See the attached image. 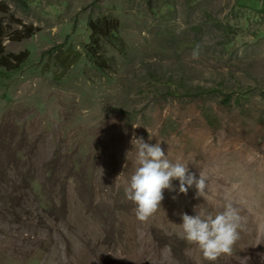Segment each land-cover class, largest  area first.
<instances>
[{
  "label": "rangeland",
  "instance_id": "rangeland-1",
  "mask_svg": "<svg viewBox=\"0 0 264 264\" xmlns=\"http://www.w3.org/2000/svg\"><path fill=\"white\" fill-rule=\"evenodd\" d=\"M0 70V264H209L181 216L228 201L212 264H264V0H0ZM134 136L206 195L174 179L140 222Z\"/></svg>",
  "mask_w": 264,
  "mask_h": 264
},
{
  "label": "clouds",
  "instance_id": "clouds-1",
  "mask_svg": "<svg viewBox=\"0 0 264 264\" xmlns=\"http://www.w3.org/2000/svg\"><path fill=\"white\" fill-rule=\"evenodd\" d=\"M198 57L194 51L193 58ZM138 127V126H133ZM132 143L137 149V164L134 174L125 190L126 198L136 205V218L146 222L160 210L165 189L174 190L172 180L179 181V192L186 194L193 185L197 195L204 197L207 178L199 179L189 171L187 163H172L160 147L159 141L150 145L142 137H133ZM181 227L184 238L189 244H195L209 264L215 262L222 254H231L233 245L239 239L245 217L240 210L228 201L224 210L214 217L203 213L182 214Z\"/></svg>",
  "mask_w": 264,
  "mask_h": 264
},
{
  "label": "trees",
  "instance_id": "trees-1",
  "mask_svg": "<svg viewBox=\"0 0 264 264\" xmlns=\"http://www.w3.org/2000/svg\"><path fill=\"white\" fill-rule=\"evenodd\" d=\"M99 23L96 21L94 22L93 24H90V25H93L94 26H97ZM101 24H103V27L101 28L105 34H110L113 30H115V28H113L112 26L108 25V23L106 21L102 22ZM61 53H64V52H59V57L61 55ZM13 57H17V56H13ZM67 56L63 57V62L60 66H62L63 70H66L67 69V66H69V62H68V59L66 58ZM9 70V69H7ZM8 71H1L0 70V75L2 74H6Z\"/></svg>",
  "mask_w": 264,
  "mask_h": 264
},
{
  "label": "bare ground",
  "instance_id": "bare-ground-1",
  "mask_svg": "<svg viewBox=\"0 0 264 264\" xmlns=\"http://www.w3.org/2000/svg\"><path fill=\"white\" fill-rule=\"evenodd\" d=\"M132 247H133V245H131V249H132ZM198 248V247H197ZM199 249V248H198ZM88 250H89V247H88ZM200 250V249H199ZM200 253H201V255L203 256V254H202V252H201V250H200ZM69 255H70V260H72L73 259V254L72 253H68ZM149 255H147L146 257H145V259H144V262H148V259H149Z\"/></svg>",
  "mask_w": 264,
  "mask_h": 264
}]
</instances>
